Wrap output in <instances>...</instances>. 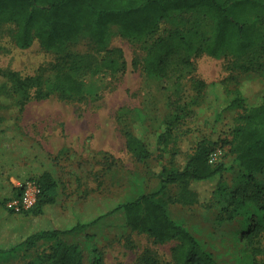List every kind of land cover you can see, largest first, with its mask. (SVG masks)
Listing matches in <instances>:
<instances>
[{"label":"rangeland","instance_id":"obj_1","mask_svg":"<svg viewBox=\"0 0 264 264\" xmlns=\"http://www.w3.org/2000/svg\"><path fill=\"white\" fill-rule=\"evenodd\" d=\"M168 29L162 24L153 39ZM14 31L12 25L0 27V70L51 80L60 56L37 42L28 49L16 48ZM149 42L126 39L111 28L107 46L121 50L123 72L81 75L83 93L78 97L53 94L27 102L20 112L0 110V249L39 230L83 225L62 240L77 245L84 264L97 259L100 264H177L176 243H156L131 231L120 207L158 189L151 168L169 162L182 165L205 139L210 153L216 152L214 163L224 166V193L211 197V182L195 185L199 202L182 204L178 199L185 190L169 186L168 214L217 264L262 263L264 231L251 241L245 234L251 223L264 218V172L247 177L223 142L230 141V128L243 109L261 104L264 80L234 69L231 58L207 55L192 57L185 77L178 78L180 72L148 76L141 61ZM67 47L75 54L99 57L84 36ZM236 98L241 105L233 103ZM126 134L145 144L150 153L146 161L137 162L126 149ZM162 135L166 138L159 142ZM43 172L57 185L54 204L43 207L40 215L14 213L8 202L19 196V190L34 185L33 179ZM35 254L21 252L0 264H26Z\"/></svg>","mask_w":264,"mask_h":264},{"label":"trees","instance_id":"obj_2","mask_svg":"<svg viewBox=\"0 0 264 264\" xmlns=\"http://www.w3.org/2000/svg\"><path fill=\"white\" fill-rule=\"evenodd\" d=\"M5 24L14 27L16 48L28 49L37 42L43 50L60 56L52 68L51 80L42 75L22 77L0 70V110L8 112H20L27 102L46 100L53 94L63 99L80 96L81 75L123 72L126 63L121 50L107 46L111 28L132 41L150 40L141 61L142 71L148 76L168 77L180 72L178 78L185 77L192 57L207 55L231 58L234 69L253 72L264 80V0H0V27ZM162 24L169 25L166 34L153 39ZM81 36L92 43L99 57L68 50V43ZM5 102L11 105L5 107ZM234 102L241 105L238 98ZM229 135L230 141L223 144L229 145V153L244 174L251 178L263 173L264 98L258 106L243 109ZM164 138L162 135L158 141ZM125 146L137 162L150 157L145 144L131 134H126ZM211 150V144L202 139L182 165L169 162L151 168L159 182L158 189L140 194L120 207L131 231L146 234L156 243L175 242L177 264H217L181 223L170 218V199L166 195L169 186H181L185 195L179 202L197 204L193 187L207 182H211V197L224 193V166L221 162L209 164ZM33 181L39 190L35 205L22 213L40 215L43 207L54 204L57 185L47 172ZM20 193L19 190L17 195ZM83 228L76 225L68 230H39L13 247L0 249V261L33 252L35 256L26 264H84L77 245L62 240ZM263 231L264 218L251 223L245 238L251 241ZM41 246L46 247L39 251ZM262 254L264 264V251ZM93 264L100 263L97 259Z\"/></svg>","mask_w":264,"mask_h":264},{"label":"built area","instance_id":"obj_3","mask_svg":"<svg viewBox=\"0 0 264 264\" xmlns=\"http://www.w3.org/2000/svg\"><path fill=\"white\" fill-rule=\"evenodd\" d=\"M216 152H212L208 156V162L211 165L215 163ZM39 190L34 184L26 189H24L17 198H14L8 202V207L14 213H22L33 208L36 202V196Z\"/></svg>","mask_w":264,"mask_h":264}]
</instances>
